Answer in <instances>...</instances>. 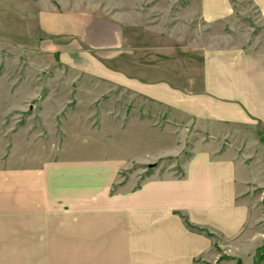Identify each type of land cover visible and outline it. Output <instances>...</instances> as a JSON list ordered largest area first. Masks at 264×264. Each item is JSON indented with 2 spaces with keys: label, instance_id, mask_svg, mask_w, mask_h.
<instances>
[{
  "label": "crops",
  "instance_id": "crops-1",
  "mask_svg": "<svg viewBox=\"0 0 264 264\" xmlns=\"http://www.w3.org/2000/svg\"><path fill=\"white\" fill-rule=\"evenodd\" d=\"M251 1L264 22V0ZM198 9L204 23L235 12L231 0H199ZM37 22L62 65L174 118L264 127V54L204 50L160 69L139 50L129 64L135 52L116 20L45 8ZM217 141H196L182 158L181 150L156 154L171 164L142 169L135 186L119 181L129 161L111 150L0 167V264H252L264 239L254 165L231 149L219 154Z\"/></svg>",
  "mask_w": 264,
  "mask_h": 264
},
{
  "label": "rangeland",
  "instance_id": "rangeland-1",
  "mask_svg": "<svg viewBox=\"0 0 264 264\" xmlns=\"http://www.w3.org/2000/svg\"><path fill=\"white\" fill-rule=\"evenodd\" d=\"M231 3L232 16L204 23L199 0H0V167L113 151L129 161L119 181L135 186L145 169L171 164V159L156 160V154L181 150L182 158L194 142L213 138L222 144L219 154L231 149L233 156L254 165L258 185L253 194L264 230L263 126L251 122L220 128L174 118L149 101L62 65L45 46L37 22L45 8L116 20L129 55L135 52L129 64L142 58L160 69L176 61L195 62L204 50L264 54V22L253 2ZM138 50L144 55L139 52L136 59ZM263 245L264 239L252 264H261Z\"/></svg>",
  "mask_w": 264,
  "mask_h": 264
},
{
  "label": "trees",
  "instance_id": "trees-1",
  "mask_svg": "<svg viewBox=\"0 0 264 264\" xmlns=\"http://www.w3.org/2000/svg\"><path fill=\"white\" fill-rule=\"evenodd\" d=\"M263 247H264V245L261 248H259V250L262 249ZM237 264H238V262H237Z\"/></svg>",
  "mask_w": 264,
  "mask_h": 264
}]
</instances>
